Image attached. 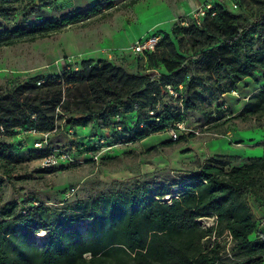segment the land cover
I'll list each match as a JSON object with an SVG mask.
<instances>
[{
  "label": "trees",
  "instance_id": "trees-1",
  "mask_svg": "<svg viewBox=\"0 0 264 264\" xmlns=\"http://www.w3.org/2000/svg\"><path fill=\"white\" fill-rule=\"evenodd\" d=\"M32 1L0 0V16ZM237 3L239 9L253 5L257 13L235 14L213 5L199 24L178 23L171 34L161 35L155 50L142 58L147 70L163 69L161 75L132 74L108 60L88 59L79 68L65 67L55 76H35L0 90V186L11 183L26 160L20 154L23 141L14 142L18 135L37 137L36 142L47 135V145L35 148L33 142L24 152L37 161L57 148L50 139L56 133L82 154L75 131L88 124L99 123L108 133L88 140L112 146L171 129L178 132L171 145L195 138L177 128L190 111L202 112L255 71L264 72V0ZM97 14L99 6H93L46 20L33 7L23 8V23L0 30V48L35 42ZM233 119L254 120L264 129V86ZM231 163L225 155L208 157L186 176L136 182L61 206L36 199L21 208L17 202L5 204L0 207V264H264V235L250 238L256 231L251 206L264 207V157L241 166ZM202 219L211 223L202 226ZM83 222V230L75 226ZM39 233L45 236L42 245L34 238Z\"/></svg>",
  "mask_w": 264,
  "mask_h": 264
},
{
  "label": "rangeland",
  "instance_id": "rangeland-1",
  "mask_svg": "<svg viewBox=\"0 0 264 264\" xmlns=\"http://www.w3.org/2000/svg\"><path fill=\"white\" fill-rule=\"evenodd\" d=\"M129 1L33 0L14 6L7 11L6 18L0 16V30L23 23L20 12L27 7H33L46 20L60 19L93 6H99V14L78 24L63 26L60 32L35 42L0 48V90H9L15 83L35 76H55L65 67L79 68L80 63L88 59L108 60L132 74L161 75L163 69L147 70L144 59L133 53L136 41L154 33L171 34L180 19L204 4L218 5L235 14L254 16L257 13L253 5L239 9L238 0H140L128 6ZM261 86H264V72L255 71L251 78L202 112L190 111L181 132H193L195 138L180 144L171 145L168 131H161L127 146H102L88 137H104L108 133L100 131L99 123L88 124L75 131L79 139L74 141H79L78 147L83 144L82 154L70 150V142L63 133L50 135L53 146L72 153L75 161L41 169L40 161L27 159L28 154L24 153L38 138L18 135L14 142L23 141L26 147L20 154L26 156V160L20 164L12 182L0 186V207L17 202L21 208L30 199L48 206H61L125 189L136 182L162 183L196 171L203 157L215 154L234 156L231 166H241L247 163L248 155L256 152L255 145L262 148L264 133L254 120L242 123L233 119L244 98L236 94L247 95ZM169 100L165 97L166 102ZM172 102L177 106L174 95ZM238 139L241 141L235 142ZM231 145L235 148L229 149ZM199 223L207 226L211 221L202 219ZM85 224L75 226L83 230ZM34 238L39 245L45 241L43 233Z\"/></svg>",
  "mask_w": 264,
  "mask_h": 264
},
{
  "label": "built area",
  "instance_id": "built-area-1",
  "mask_svg": "<svg viewBox=\"0 0 264 264\" xmlns=\"http://www.w3.org/2000/svg\"><path fill=\"white\" fill-rule=\"evenodd\" d=\"M213 7L212 4H204L203 6H201L200 8H198L196 11H194L193 13L189 14L186 17H183L182 19L179 20V24L180 25H187L188 22L190 20L195 21L196 23H200V19L205 15L206 10H209ZM161 40V35L159 34H155V35H150L148 37H146L145 39H139L138 41L135 42L134 47H133V53L136 56H139L141 58H143L147 53L153 52L156 48V46L158 45V43ZM170 91L171 89L168 88ZM178 130L181 131L183 130V124L178 125ZM31 135H36V133L34 131H30L28 132ZM170 138L172 140H175L177 138V131L176 130H169L168 131ZM47 135L42 136V141H37L34 143V147L35 148H42L45 145H47ZM99 143L104 144V140L100 139ZM103 148V147H101ZM94 159H97V157H94ZM74 160V156L72 155V153L68 152L65 149L62 148H55L52 150V154L41 160L40 161V168L41 169H47L50 167H53L54 165L58 164V163H70L73 162Z\"/></svg>",
  "mask_w": 264,
  "mask_h": 264
},
{
  "label": "crops",
  "instance_id": "crops-1",
  "mask_svg": "<svg viewBox=\"0 0 264 264\" xmlns=\"http://www.w3.org/2000/svg\"><path fill=\"white\" fill-rule=\"evenodd\" d=\"M246 80V79H245ZM245 80H243V81H245ZM242 81V82H243ZM242 82H240L239 84H238V86L242 83ZM237 86V87H238ZM257 91V89H255V91H253V92H251L250 94H247V95H245V94H236V97H238L239 95L240 96H242V97H244V98H242V103H239L238 105H240V107H239V110L238 111H240L241 110V108L243 107V105L245 104V102H246V100H247V98L249 97V96H251L254 92H256ZM262 133H264V129H262ZM226 140H229V139H226ZM237 141H241V139H238V140H236L235 142H237ZM234 142V141H233ZM232 144V143H231ZM261 145V144H260ZM258 146L259 145H255L254 147H255V150H256V152L254 153V154H251V155H248V158H245L246 160H248V159H250V158H256V157H259V156H262V154H264V139H262V148H258ZM260 147V146H259ZM230 148H235L233 145H231V146H229V149ZM216 155V154H215ZM215 155H212V156H215ZM220 155H225V156H228V157H234V156H231V155H227V154H220ZM212 156H209V157H212ZM236 156V155H235ZM204 159L203 160H205L206 158H208V157H203ZM251 209H252V213H253V216H254V219H255V221H256V231H255V233H253L251 236H250V238L251 239H254L258 234L259 235H264V207H260V208H258V207H256V206H254V205H252L251 206Z\"/></svg>",
  "mask_w": 264,
  "mask_h": 264
}]
</instances>
